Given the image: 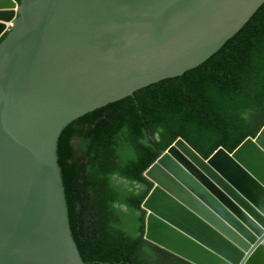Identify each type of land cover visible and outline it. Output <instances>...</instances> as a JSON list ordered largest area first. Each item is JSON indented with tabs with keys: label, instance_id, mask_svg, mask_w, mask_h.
I'll return each instance as SVG.
<instances>
[{
	"label": "water",
	"instance_id": "obj_1",
	"mask_svg": "<svg viewBox=\"0 0 264 264\" xmlns=\"http://www.w3.org/2000/svg\"><path fill=\"white\" fill-rule=\"evenodd\" d=\"M264 0H0V264H84L57 143L78 117L218 52ZM145 239L191 264H264V126L147 169Z\"/></svg>",
	"mask_w": 264,
	"mask_h": 264
},
{
	"label": "trees",
	"instance_id": "obj_2",
	"mask_svg": "<svg viewBox=\"0 0 264 264\" xmlns=\"http://www.w3.org/2000/svg\"><path fill=\"white\" fill-rule=\"evenodd\" d=\"M263 126L264 4L198 67L63 128L57 161L84 264H191L145 239L142 204L153 188L145 172L178 138L207 159Z\"/></svg>",
	"mask_w": 264,
	"mask_h": 264
}]
</instances>
